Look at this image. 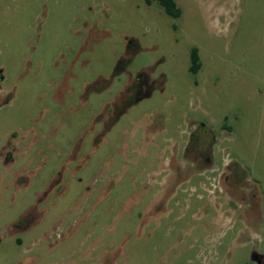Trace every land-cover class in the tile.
Listing matches in <instances>:
<instances>
[{
  "label": "rangeland",
  "instance_id": "374dc122",
  "mask_svg": "<svg viewBox=\"0 0 264 264\" xmlns=\"http://www.w3.org/2000/svg\"><path fill=\"white\" fill-rule=\"evenodd\" d=\"M174 2L0 0V264H264V0Z\"/></svg>",
  "mask_w": 264,
  "mask_h": 264
},
{
  "label": "trees",
  "instance_id": "16d2710c",
  "mask_svg": "<svg viewBox=\"0 0 264 264\" xmlns=\"http://www.w3.org/2000/svg\"><path fill=\"white\" fill-rule=\"evenodd\" d=\"M144 1L147 4H150L152 1L158 2V4L162 7L164 12L172 18H177L180 15V10L176 6V3L174 2V0H144ZM130 44H131V41L129 42V45ZM190 61H191V71L195 72L196 70H198L200 66L199 57H198L196 48H192L190 51Z\"/></svg>",
  "mask_w": 264,
  "mask_h": 264
},
{
  "label": "flooded vegetation",
  "instance_id": "af4514ba",
  "mask_svg": "<svg viewBox=\"0 0 264 264\" xmlns=\"http://www.w3.org/2000/svg\"><path fill=\"white\" fill-rule=\"evenodd\" d=\"M195 130H196V129H194V130H192V131L190 132V137H193V135L195 134ZM212 141H214V139H213ZM212 141L209 140L208 143H207V148H208L209 153H210V148H211V146H212V144H213Z\"/></svg>",
  "mask_w": 264,
  "mask_h": 264
}]
</instances>
